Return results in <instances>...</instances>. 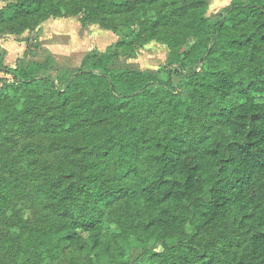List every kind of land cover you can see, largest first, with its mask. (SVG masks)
<instances>
[{"label": "trees", "instance_id": "16d2710c", "mask_svg": "<svg viewBox=\"0 0 264 264\" xmlns=\"http://www.w3.org/2000/svg\"><path fill=\"white\" fill-rule=\"evenodd\" d=\"M7 1L12 33L79 15L127 31L63 84L53 56L10 67L0 47V264H264V0L217 19L208 0ZM152 40L167 66H114ZM19 136L51 138L64 160L17 169Z\"/></svg>", "mask_w": 264, "mask_h": 264}, {"label": "rangeland", "instance_id": "374dc122", "mask_svg": "<svg viewBox=\"0 0 264 264\" xmlns=\"http://www.w3.org/2000/svg\"><path fill=\"white\" fill-rule=\"evenodd\" d=\"M231 1L208 0L206 15L211 19H217ZM7 3V0H0V9ZM82 17L83 15L64 18L51 17L43 23L33 26L31 28H34L33 30H26L21 34L12 33L8 26L0 28V47L4 50L5 63L10 67H17L23 60L44 61L48 56H53L57 63L55 67L56 81L63 84L70 73L68 70L81 68L85 56L105 51L121 38V31H127L123 24L117 27V31H113L103 28L97 20L92 19L83 24ZM193 41L194 38L190 37L187 49L193 44ZM133 46L134 54L119 57L114 64L116 68L156 72L161 67L167 66L170 50L164 42L157 40L144 43L136 42ZM172 68L174 83L179 85L183 80V73H186L187 69L177 66ZM0 76H7L10 82H13L9 74L1 73ZM29 148L35 151L34 155L27 154ZM7 149L6 146L3 147V150ZM11 149L16 155L17 169H23L31 164L33 167L43 170L44 167H56L64 160L63 151L56 147L54 140L46 136H19L14 143V148L12 146ZM0 159L6 165L5 167H9L6 154L2 153ZM26 163L28 164L26 165ZM20 176H22L21 173L15 172L12 180ZM33 177H36L35 173ZM25 210L31 214V221L40 222L41 218L37 214L32 213L28 208ZM104 216L109 225H114L110 212H105ZM187 227L191 234V226L188 224ZM207 235L201 233L198 237L199 246L207 245Z\"/></svg>", "mask_w": 264, "mask_h": 264}]
</instances>
